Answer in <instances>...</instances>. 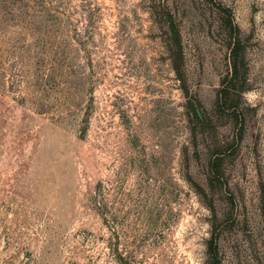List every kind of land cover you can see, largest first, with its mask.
Returning <instances> with one entry per match:
<instances>
[{
  "label": "rangeland",
  "instance_id": "rangeland-1",
  "mask_svg": "<svg viewBox=\"0 0 264 264\" xmlns=\"http://www.w3.org/2000/svg\"><path fill=\"white\" fill-rule=\"evenodd\" d=\"M0 264H264V0H0Z\"/></svg>",
  "mask_w": 264,
  "mask_h": 264
}]
</instances>
